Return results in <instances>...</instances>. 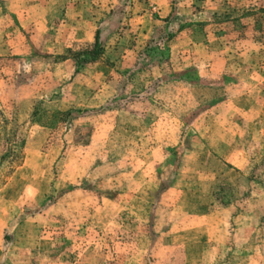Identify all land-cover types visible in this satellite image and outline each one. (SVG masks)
I'll return each instance as SVG.
<instances>
[{"label": "rangeland", "instance_id": "obj_1", "mask_svg": "<svg viewBox=\"0 0 264 264\" xmlns=\"http://www.w3.org/2000/svg\"><path fill=\"white\" fill-rule=\"evenodd\" d=\"M0 264H264V0H0Z\"/></svg>", "mask_w": 264, "mask_h": 264}, {"label": "trees", "instance_id": "obj_2", "mask_svg": "<svg viewBox=\"0 0 264 264\" xmlns=\"http://www.w3.org/2000/svg\"><path fill=\"white\" fill-rule=\"evenodd\" d=\"M102 52V46L99 39V31L95 33V40L92 48L87 52L88 56L83 57L81 60L84 62L95 61Z\"/></svg>", "mask_w": 264, "mask_h": 264}]
</instances>
